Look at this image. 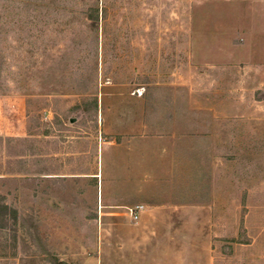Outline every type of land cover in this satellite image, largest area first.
I'll list each match as a JSON object with an SVG mask.
<instances>
[{
	"label": "rangeland",
	"instance_id": "374dc122",
	"mask_svg": "<svg viewBox=\"0 0 264 264\" xmlns=\"http://www.w3.org/2000/svg\"><path fill=\"white\" fill-rule=\"evenodd\" d=\"M263 3L0 0V264H264ZM151 149L187 205L137 195Z\"/></svg>",
	"mask_w": 264,
	"mask_h": 264
},
{
	"label": "crops",
	"instance_id": "0c3cea01",
	"mask_svg": "<svg viewBox=\"0 0 264 264\" xmlns=\"http://www.w3.org/2000/svg\"><path fill=\"white\" fill-rule=\"evenodd\" d=\"M257 1L264 2V0H255V2ZM255 11H259V12L264 11V6L263 8H261V6H256ZM20 104H21L20 100H17L14 96L0 95V136H2L4 139L3 140L4 146H5L4 148L7 149L6 152L8 154L9 153L13 154V156L15 153L18 152V148H19V152L20 151L23 152L24 150V145L22 141L19 142L20 144L16 143L17 140L14 139V133H13L14 130H16V128H20V123L22 122V120L19 117L20 115H18L19 113H17V108L18 106H21ZM22 147H23V150H22ZM167 150H166L167 151L166 154L164 155H159V153L154 149H151L144 154V157L141 160L143 164V166H141L142 172L144 171L143 169H145L146 167L149 169L151 167L152 175L150 178L144 177L142 179V182L140 184L141 190L138 191L137 195L140 196V195H143V193L146 194L147 191H149L152 194L161 193L163 196L160 197V199H162L163 197L164 198L166 197V199L175 200L176 199L175 196H177V192H178V193H182L185 195L184 196L185 200L180 205H187V201H186L187 191H185V189L183 191L177 189L178 187L186 186L187 182L185 180L182 181V176H178V175L176 176L175 174L171 172L172 170L171 168L173 166L174 160L175 159L177 160V158L180 155L179 154L178 156L175 155L172 149H167ZM157 157H158V160H156ZM159 162H161V165L159 166L157 164L158 165L157 166L156 163H159ZM154 165L158 167L157 170L161 169V172H163V177L160 178V173L157 174V176L159 175V177L156 176V173H154V170H153ZM157 178L159 180H157ZM147 199H148V202H147ZM141 200L145 205H178V204H172V202L171 203L170 202L156 203L153 200L151 201V198L149 199L147 197H143V199Z\"/></svg>",
	"mask_w": 264,
	"mask_h": 264
},
{
	"label": "trees",
	"instance_id": "16d2710c",
	"mask_svg": "<svg viewBox=\"0 0 264 264\" xmlns=\"http://www.w3.org/2000/svg\"><path fill=\"white\" fill-rule=\"evenodd\" d=\"M86 7V15L88 19L92 22H98L100 19V10H99V3L97 2L96 5L86 3L84 5ZM18 214L17 211L8 205L0 202V222L3 227H7L11 222H17ZM57 264H66L64 262L57 261Z\"/></svg>",
	"mask_w": 264,
	"mask_h": 264
},
{
	"label": "built area",
	"instance_id": "2783aa9c",
	"mask_svg": "<svg viewBox=\"0 0 264 264\" xmlns=\"http://www.w3.org/2000/svg\"><path fill=\"white\" fill-rule=\"evenodd\" d=\"M46 113H44V115H45ZM141 206H137V207H135L134 209H130L129 211H130V213H131V216H132V218L134 219V220H137L138 219V217H139V211L141 210Z\"/></svg>",
	"mask_w": 264,
	"mask_h": 264
}]
</instances>
